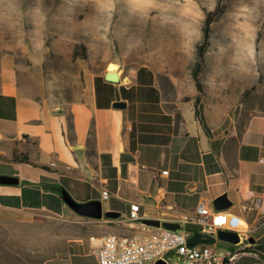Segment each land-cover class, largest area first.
Wrapping results in <instances>:
<instances>
[{"label": "crops", "instance_id": "crops-1", "mask_svg": "<svg viewBox=\"0 0 264 264\" xmlns=\"http://www.w3.org/2000/svg\"><path fill=\"white\" fill-rule=\"evenodd\" d=\"M108 71L86 73L73 98L54 104L13 55L0 53V176L18 179L0 181V207L59 213L66 208L60 185L81 202L101 200L106 188L104 210L123 216L131 202L139 203L138 229L143 219L189 213L225 193L230 205L224 210L254 228L252 248L264 255V112L240 126V113L165 93L148 66L115 71L117 81L105 78ZM15 153L30 162L14 161ZM104 217L89 219H111ZM75 240L82 251L44 264L92 256L102 236Z\"/></svg>", "mask_w": 264, "mask_h": 264}, {"label": "rangeland", "instance_id": "rangeland-1", "mask_svg": "<svg viewBox=\"0 0 264 264\" xmlns=\"http://www.w3.org/2000/svg\"><path fill=\"white\" fill-rule=\"evenodd\" d=\"M208 19L209 41L199 57ZM0 53L13 55L54 104L73 98L86 73L108 71L113 62L114 71L129 74L148 66L165 93L240 113L239 124L264 112V0H0ZM136 230L128 214L100 221L67 206L59 213L0 207V264L63 262L82 251L79 237ZM229 263L264 260L241 255ZM64 264L98 262L95 255L74 256Z\"/></svg>", "mask_w": 264, "mask_h": 264}, {"label": "built area", "instance_id": "built-area-1", "mask_svg": "<svg viewBox=\"0 0 264 264\" xmlns=\"http://www.w3.org/2000/svg\"><path fill=\"white\" fill-rule=\"evenodd\" d=\"M167 172L161 170L159 174ZM100 196L101 200H106L110 193L102 188ZM162 216L157 219L160 223L174 222L178 228L141 223L139 228L147 231L145 239H126L124 235L102 236V243L93 250L98 264H155L158 261L165 264H230L241 255H259L250 241V232L254 228L245 219L227 210H218L204 200L189 213L174 210ZM128 219L132 223L141 219L138 202L129 204ZM218 230L237 233L238 242L220 239ZM220 241L237 248L234 251L223 249L219 246Z\"/></svg>", "mask_w": 264, "mask_h": 264}, {"label": "water", "instance_id": "water-1", "mask_svg": "<svg viewBox=\"0 0 264 264\" xmlns=\"http://www.w3.org/2000/svg\"><path fill=\"white\" fill-rule=\"evenodd\" d=\"M105 78L110 81H117L118 74L115 71H108L105 74ZM113 106L117 108H124L125 103L123 101H115ZM0 181L6 184H16L18 182L17 177L10 176V175H1ZM56 191L59 193L60 198L64 202V204L75 212L77 215L82 217L100 219L103 216L107 218H118L121 213L115 210H104L102 201L100 199H90L84 202L77 201L71 193L67 190L66 187L60 185L57 187ZM213 206L218 210L226 209L230 205V201L227 199V195L221 194L213 199L212 201ZM142 223L150 226H160V224L169 229H176L178 228V224L169 221H163L160 223L157 219H143ZM218 237L222 240H225L230 243H236L239 240L237 233L232 231L226 230H218ZM252 241V239H250ZM155 264H165L162 261H158Z\"/></svg>", "mask_w": 264, "mask_h": 264}, {"label": "trees", "instance_id": "trees-1", "mask_svg": "<svg viewBox=\"0 0 264 264\" xmlns=\"http://www.w3.org/2000/svg\"><path fill=\"white\" fill-rule=\"evenodd\" d=\"M211 21H212V19L206 20L205 25L203 27V40L197 46V54L199 55V57H201L203 55V53H204V51H205V49H206V47L208 45L209 36H210V27H209V25H210ZM193 77L195 78V82L197 84V87H200V84H199L198 79H197L196 72H193ZM243 124H244V122L240 123L239 125L242 126ZM13 160L14 161H19V162H30L29 158L26 155L17 154V153L14 154ZM259 255L264 259V255H262L260 253H259Z\"/></svg>", "mask_w": 264, "mask_h": 264}, {"label": "bare ground", "instance_id": "bare-ground-1", "mask_svg": "<svg viewBox=\"0 0 264 264\" xmlns=\"http://www.w3.org/2000/svg\"><path fill=\"white\" fill-rule=\"evenodd\" d=\"M117 65L113 62H110L107 66V69L108 70H113L115 69ZM104 236H121V235H116V234H105ZM124 238L126 239H134V238H137V239H145L147 238V231L146 230H141L140 228H138L136 230L135 233L131 234V235H124Z\"/></svg>", "mask_w": 264, "mask_h": 264}]
</instances>
